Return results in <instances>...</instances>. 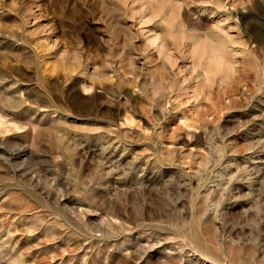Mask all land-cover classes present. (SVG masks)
<instances>
[{
    "label": "rangeland",
    "instance_id": "obj_1",
    "mask_svg": "<svg viewBox=\"0 0 264 264\" xmlns=\"http://www.w3.org/2000/svg\"><path fill=\"white\" fill-rule=\"evenodd\" d=\"M0 264H264V0H0Z\"/></svg>",
    "mask_w": 264,
    "mask_h": 264
}]
</instances>
